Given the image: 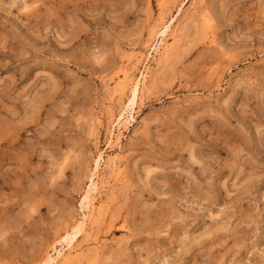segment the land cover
<instances>
[{"label": "rangeland", "instance_id": "1", "mask_svg": "<svg viewBox=\"0 0 264 264\" xmlns=\"http://www.w3.org/2000/svg\"><path fill=\"white\" fill-rule=\"evenodd\" d=\"M0 264H264V0H0Z\"/></svg>", "mask_w": 264, "mask_h": 264}, {"label": "bare ground", "instance_id": "2", "mask_svg": "<svg viewBox=\"0 0 264 264\" xmlns=\"http://www.w3.org/2000/svg\"><path fill=\"white\" fill-rule=\"evenodd\" d=\"M168 26L166 27V29L163 31L165 34L167 32ZM168 53V52H167ZM127 79V78H126ZM128 80V79H127ZM126 82V81H125ZM130 82V81H129ZM131 83V82H130ZM126 84V83H125ZM140 81H138V83L136 85H134L133 90V96L130 99L131 104H135L136 99L138 97V93L140 91ZM126 86V85H125ZM93 185V184H92ZM87 219V218H86ZM84 225V222H82V226ZM74 238V235H71L69 233H67L64 237H63V241L64 243H66V245H70L72 242V239ZM69 243V244H68Z\"/></svg>", "mask_w": 264, "mask_h": 264}]
</instances>
